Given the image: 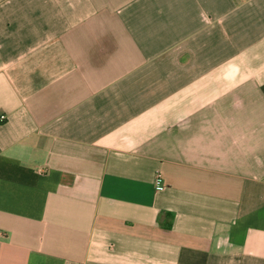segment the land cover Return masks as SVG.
<instances>
[{
	"label": "crops",
	"instance_id": "1",
	"mask_svg": "<svg viewBox=\"0 0 264 264\" xmlns=\"http://www.w3.org/2000/svg\"><path fill=\"white\" fill-rule=\"evenodd\" d=\"M0 117V264H264V0H0Z\"/></svg>",
	"mask_w": 264,
	"mask_h": 264
},
{
	"label": "built area",
	"instance_id": "2",
	"mask_svg": "<svg viewBox=\"0 0 264 264\" xmlns=\"http://www.w3.org/2000/svg\"><path fill=\"white\" fill-rule=\"evenodd\" d=\"M0 120L1 121L4 120V117H0ZM156 175H157V177H159V172L158 171H156Z\"/></svg>",
	"mask_w": 264,
	"mask_h": 264
}]
</instances>
